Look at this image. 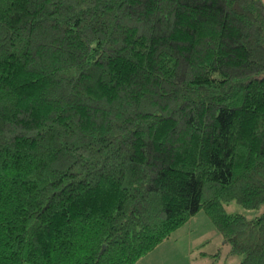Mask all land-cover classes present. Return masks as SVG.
Instances as JSON below:
<instances>
[{
  "label": "trees",
  "instance_id": "obj_1",
  "mask_svg": "<svg viewBox=\"0 0 264 264\" xmlns=\"http://www.w3.org/2000/svg\"><path fill=\"white\" fill-rule=\"evenodd\" d=\"M262 0H0V264H135L203 209L264 264Z\"/></svg>",
  "mask_w": 264,
  "mask_h": 264
},
{
  "label": "rangeland",
  "instance_id": "obj_2",
  "mask_svg": "<svg viewBox=\"0 0 264 264\" xmlns=\"http://www.w3.org/2000/svg\"><path fill=\"white\" fill-rule=\"evenodd\" d=\"M224 207L228 213L248 218L264 212V203L257 209H248L232 200ZM242 257L231 253L230 244L201 209L135 264H238Z\"/></svg>",
  "mask_w": 264,
  "mask_h": 264
}]
</instances>
